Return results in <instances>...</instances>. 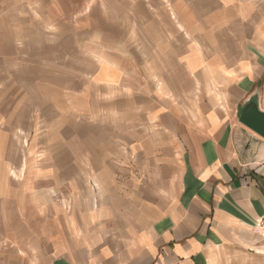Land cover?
I'll use <instances>...</instances> for the list:
<instances>
[{
    "label": "crops",
    "instance_id": "obj_1",
    "mask_svg": "<svg viewBox=\"0 0 264 264\" xmlns=\"http://www.w3.org/2000/svg\"><path fill=\"white\" fill-rule=\"evenodd\" d=\"M256 91L264 0H0V264H264Z\"/></svg>",
    "mask_w": 264,
    "mask_h": 264
},
{
    "label": "rangeland",
    "instance_id": "obj_2",
    "mask_svg": "<svg viewBox=\"0 0 264 264\" xmlns=\"http://www.w3.org/2000/svg\"><path fill=\"white\" fill-rule=\"evenodd\" d=\"M145 40V37L143 38ZM27 52L29 50H26ZM32 51V50H30ZM144 52H146V50H143ZM91 60H92V56H91ZM152 61V59H151ZM97 62V61H95ZM101 67V65H99V63L97 62V67L95 68V71H98V69ZM93 70V67L91 66V71ZM92 77L89 76L88 80H91L90 78ZM91 82V81H90ZM155 86H160V82L158 81V79L154 80ZM99 88L100 86H98L97 92H99ZM95 89V88H93ZM60 93L61 90H60ZM95 101H97L96 104L93 105V102L89 104V106H87L85 108V116H83L79 121L81 122H85L86 124L92 123L94 125L93 129H95L94 131H92V127L88 128L87 131H85V136L88 137L89 139H91V142H97L95 143L93 146L96 148H100V146L98 145V142H101V140H99V137H101V123H104L107 121V114L109 113L108 111L103 110V106L101 104V97L98 98H93ZM106 105L107 102H106ZM50 118V115L47 114V119ZM92 126V125H91ZM44 127V126H43ZM249 130V129H248ZM49 130L47 128H43L42 130V134L43 136H47L48 134H46ZM251 132V136L255 138V140L259 143H263L264 144V140L262 138H260L259 136H257L255 133ZM45 134V135H44ZM31 137L30 134H27L25 132L21 133V137L20 140L17 141L16 144V148L17 150H19L20 153H24V148L27 146V142L29 141V138ZM13 175L15 176V179H20L21 176L16 175V173L13 171ZM92 187L94 188L95 192L97 193V187L92 184ZM76 191V190H75ZM76 192H79L76 191ZM55 197V199H57L58 203L64 208V210H66L67 212H72L74 210V206H75V200L77 199V194L76 193H65V192H56L53 195Z\"/></svg>",
    "mask_w": 264,
    "mask_h": 264
},
{
    "label": "water",
    "instance_id": "obj_3",
    "mask_svg": "<svg viewBox=\"0 0 264 264\" xmlns=\"http://www.w3.org/2000/svg\"><path fill=\"white\" fill-rule=\"evenodd\" d=\"M236 116L240 124L264 140V110L261 108L259 91L238 105Z\"/></svg>",
    "mask_w": 264,
    "mask_h": 264
},
{
    "label": "built area",
    "instance_id": "obj_4",
    "mask_svg": "<svg viewBox=\"0 0 264 264\" xmlns=\"http://www.w3.org/2000/svg\"><path fill=\"white\" fill-rule=\"evenodd\" d=\"M257 235L262 239L264 243V218H261L257 226Z\"/></svg>",
    "mask_w": 264,
    "mask_h": 264
}]
</instances>
